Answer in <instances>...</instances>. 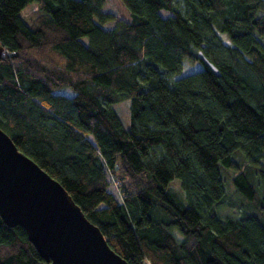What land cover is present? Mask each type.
<instances>
[{
    "label": "trees",
    "instance_id": "trees-1",
    "mask_svg": "<svg viewBox=\"0 0 264 264\" xmlns=\"http://www.w3.org/2000/svg\"><path fill=\"white\" fill-rule=\"evenodd\" d=\"M106 1L0 0V128L129 264H264V0ZM0 264L48 263L0 218Z\"/></svg>",
    "mask_w": 264,
    "mask_h": 264
},
{
    "label": "water",
    "instance_id": "water-1",
    "mask_svg": "<svg viewBox=\"0 0 264 264\" xmlns=\"http://www.w3.org/2000/svg\"><path fill=\"white\" fill-rule=\"evenodd\" d=\"M6 54L0 45V61ZM0 218L10 228H23L48 264H129L109 246L66 189L20 152L1 128Z\"/></svg>",
    "mask_w": 264,
    "mask_h": 264
},
{
    "label": "rangeland",
    "instance_id": "rangeland-1",
    "mask_svg": "<svg viewBox=\"0 0 264 264\" xmlns=\"http://www.w3.org/2000/svg\"><path fill=\"white\" fill-rule=\"evenodd\" d=\"M37 10L36 6H30L28 8H26L23 12V15L25 17V19L27 21H30L32 14L34 13V11ZM104 10L106 12H111L113 14H116L118 16V18L126 20V21H130L131 20V15L128 11V9L124 6V4L122 3L121 0H107ZM164 16H167L168 14L166 12H163ZM117 24L116 22H110L106 25H104L105 29H113ZM85 42H87V39L84 40ZM115 110L118 112V114L120 115L124 126L126 127V129H130L131 128V114H130V102L129 101H125L122 102L121 104H117L114 106ZM241 155H243L242 153H240ZM244 156V155H243ZM236 157L237 155L234 156V160L236 161ZM245 157V156H244ZM239 162L241 163L243 161L242 157H238ZM234 174L232 172H228L225 171L224 172V177L226 179L227 182V188H228V194L229 197L236 202L237 204H239L238 202H243L242 199L237 195V193L235 192L231 181L233 178ZM107 181L109 183V191L115 196V198L118 200L119 203L122 202V199L120 198V194L119 191L116 187V184L113 180L112 177L108 176L107 177ZM180 185V186H179ZM173 189H175L178 193H181V182L180 180H176L174 182V184L172 185ZM226 187V185H225ZM227 190V189H226ZM223 213L225 215H230V216H234L236 215V212L229 209V208H225V210L223 211Z\"/></svg>",
    "mask_w": 264,
    "mask_h": 264
}]
</instances>
